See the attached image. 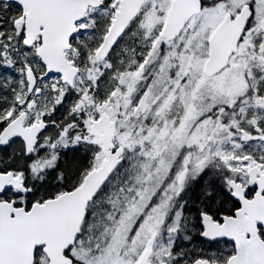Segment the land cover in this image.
I'll list each match as a JSON object with an SVG mask.
<instances>
[{"label":"snow or ice","instance_id":"obj_1","mask_svg":"<svg viewBox=\"0 0 264 264\" xmlns=\"http://www.w3.org/2000/svg\"><path fill=\"white\" fill-rule=\"evenodd\" d=\"M0 264H264V0H0Z\"/></svg>","mask_w":264,"mask_h":264}]
</instances>
